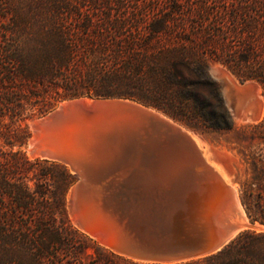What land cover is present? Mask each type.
Instances as JSON below:
<instances>
[{
  "label": "trees",
  "instance_id": "16d2710c",
  "mask_svg": "<svg viewBox=\"0 0 264 264\" xmlns=\"http://www.w3.org/2000/svg\"><path fill=\"white\" fill-rule=\"evenodd\" d=\"M133 1L50 0L0 29V264H153L120 257L72 225L66 193L75 176L13 151L33 114L76 98L121 99L192 130L233 131L213 64L257 83L264 98V0ZM244 134L263 147L246 159L241 203L264 225V117ZM35 165L53 170L29 176ZM177 264H264V232Z\"/></svg>",
  "mask_w": 264,
  "mask_h": 264
},
{
  "label": "water",
  "instance_id": "95a60500",
  "mask_svg": "<svg viewBox=\"0 0 264 264\" xmlns=\"http://www.w3.org/2000/svg\"><path fill=\"white\" fill-rule=\"evenodd\" d=\"M31 129L28 155L75 176L66 205L73 226L120 257L183 263L220 252L244 231L264 232L197 134L156 110L76 98Z\"/></svg>",
  "mask_w": 264,
  "mask_h": 264
},
{
  "label": "rangeland",
  "instance_id": "374dc122",
  "mask_svg": "<svg viewBox=\"0 0 264 264\" xmlns=\"http://www.w3.org/2000/svg\"><path fill=\"white\" fill-rule=\"evenodd\" d=\"M46 1L50 0H0V29L4 28L8 23H11L15 17H21L23 19V17L26 18L30 13L36 12L39 8H43ZM141 1L144 0H138L140 4H142ZM153 3L157 4L158 2L154 0ZM150 4L153 5L151 2ZM128 7L136 8L137 3H134L133 0H129ZM143 7L148 8V4H145ZM212 68L218 71V76L213 75ZM210 73L220 85L221 93L234 122V130L229 132L196 131L183 124H178L196 133L200 137L199 140L208 147L213 163H218L220 166L223 164L226 169L232 171L234 176L233 180L236 186L238 185L241 195L242 186L249 177L250 172L246 159L253 153L257 156L258 149L263 147H257L256 144H249V138L244 134L247 126L259 123L264 117V98L261 93L262 90L255 82H240L231 72L223 68L220 64H213L210 68ZM62 102L55 103V105L44 114H33L31 119H27L22 123L21 126H28L29 137L26 139L23 146L19 148L14 147L13 151L19 150L24 153L29 160H34L30 158L26 149L27 142L32 135L31 125L35 120L56 109ZM4 149H7V147ZM52 170L53 169H50L49 165H35L32 172L29 173V176L35 173L50 172ZM30 185H33V182H31ZM69 189L66 193V205Z\"/></svg>",
  "mask_w": 264,
  "mask_h": 264
},
{
  "label": "bare ground",
  "instance_id": "6f19581e",
  "mask_svg": "<svg viewBox=\"0 0 264 264\" xmlns=\"http://www.w3.org/2000/svg\"><path fill=\"white\" fill-rule=\"evenodd\" d=\"M212 70V72H213V75L214 76H218V71L216 70V69H214V68H212L211 69ZM219 70V69H218ZM243 107V106H242ZM251 112V111H250ZM197 137H198V145L202 148V150H203V153H204V155H205V157H206V159L208 160V162L211 164V165H213L217 170H218V172L226 179V180H228V182H230L234 187H237L236 186V184H235V182H234V176H233V173H232V171L231 170H228V169H226L224 166H223V164H222V166H220L218 163H213L212 161H211V154H210V151H209V149H208V147L206 146V145H204L200 140H199V136L197 135ZM30 156V155H29ZM30 158H32V159H34V157L33 156H30ZM96 240V242H99V240L98 239H95Z\"/></svg>",
  "mask_w": 264,
  "mask_h": 264
}]
</instances>
